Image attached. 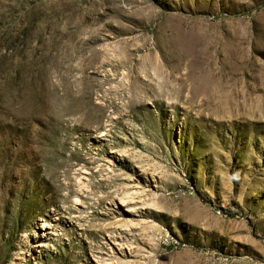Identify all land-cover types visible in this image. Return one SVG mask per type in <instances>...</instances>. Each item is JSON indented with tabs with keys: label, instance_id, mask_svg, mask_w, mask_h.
I'll use <instances>...</instances> for the list:
<instances>
[{
	"label": "rangeland",
	"instance_id": "374dc122",
	"mask_svg": "<svg viewBox=\"0 0 264 264\" xmlns=\"http://www.w3.org/2000/svg\"><path fill=\"white\" fill-rule=\"evenodd\" d=\"M0 264H264V0H0Z\"/></svg>",
	"mask_w": 264,
	"mask_h": 264
}]
</instances>
